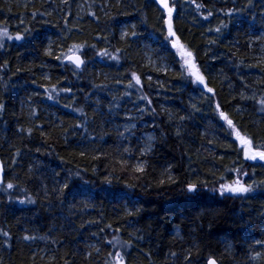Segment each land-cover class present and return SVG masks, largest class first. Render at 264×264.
Wrapping results in <instances>:
<instances>
[{
	"label": "trees",
	"instance_id": "1",
	"mask_svg": "<svg viewBox=\"0 0 264 264\" xmlns=\"http://www.w3.org/2000/svg\"><path fill=\"white\" fill-rule=\"evenodd\" d=\"M197 2L206 5L201 9L205 15L208 11L215 15L205 21L194 5L178 0L181 18L175 22L177 34L194 52L222 110L238 125L254 131L255 122L264 130V116L258 111L248 107L241 119L233 110L234 104L248 103L238 97L244 82L257 96L264 92V83H258L264 81V53L260 47L264 39H257L264 36V0H252L251 8L247 0ZM233 7L243 11L232 17L224 15ZM4 22L12 34L25 27L32 32L30 42L6 41L5 49H0V65L8 62L7 68L0 67V102L5 104L0 115V161L4 163L5 180L19 185L7 192L0 187L3 264H64L62 257L71 264H104L113 249L103 241L112 238L114 229L120 230L117 234L124 240L130 233L142 230L144 242L134 246L129 264H174L172 258H165L169 251H181V242L175 236L177 229L185 237L184 247L193 240L199 243L200 264L209 254L219 256L229 244L235 261L225 256L223 264H255L247 260L245 250L254 238L264 239V185L246 199L222 198L208 189L218 187L221 177L226 181L234 179L235 173L227 169L240 165L250 177L255 172L251 179L243 178L245 183L253 179L259 183L264 181V167L237 155L238 142L229 136L227 125L220 120L212 94L182 76L172 54L175 50L162 39L160 12L155 4L149 0H123L119 4L117 0H68L67 4L64 0H0V27L5 26ZM222 23L227 27L220 33L208 31ZM133 24L137 36L122 40L121 32H131ZM83 42L96 47L84 48L86 64L82 72L44 54L49 46L54 55H60L73 43ZM105 48L114 54L115 49H121V59L96 55ZM165 67L167 72L163 71ZM131 72L141 75L142 91L152 99L151 107L157 115L146 113L133 121L137 128L129 145L122 142L116 129L123 131L126 115L139 116L137 105L147 106L139 99V86L127 89ZM45 75L51 80H45ZM147 75L153 77L152 87H148ZM117 80L121 83L117 84ZM51 85H56L57 92L49 100L46 89ZM97 85L106 87L100 89ZM64 87H71L72 93L59 91ZM125 91H130L131 97L125 96ZM193 104L199 111L192 108ZM74 108L83 109L87 115L82 116ZM32 109L38 111V117L30 115ZM189 113L191 118L179 120ZM77 124H86L87 131L76 129ZM177 124L181 125L179 138L175 136ZM37 125H43V129ZM21 127H32V136L19 132ZM161 131L166 139L160 136ZM144 134H154L160 142L155 152L145 158L149 163L147 174L137 179L130 169L122 170L118 161L122 148H135ZM17 150L19 156L15 155ZM81 152L85 155L81 156ZM188 157L200 178L208 181L195 201H189L174 185L156 186L159 173L167 165H172L173 173L183 181L188 175ZM76 172L80 175L76 176ZM64 182L69 189L61 203L51 189ZM26 196H32L37 203H19L17 198ZM134 207L141 211L127 216L126 210ZM198 209L207 213L202 220L204 229H197L189 238L185 234ZM3 232L10 235L5 237ZM25 234L45 239L24 241ZM93 246L101 249L99 254ZM88 252H92L90 258L86 256ZM147 252L152 253L150 259L143 255Z\"/></svg>",
	"mask_w": 264,
	"mask_h": 264
},
{
	"label": "snow or ice",
	"instance_id": "2",
	"mask_svg": "<svg viewBox=\"0 0 264 264\" xmlns=\"http://www.w3.org/2000/svg\"><path fill=\"white\" fill-rule=\"evenodd\" d=\"M64 2L67 4L68 0H64ZM123 0H117V3H122ZM150 3L155 4L160 12V23L162 25V32L164 33L162 39L166 42V44H170L171 50H175L172 54L175 60L176 64L180 65L181 74L184 76V78L189 79L191 83L202 86L204 90H206V93H211L213 102L215 103V109L218 113V116L220 120H222L227 125V130L229 133V136L234 137V142H238V148H237V155L243 159L244 161H251V162H257L261 167H264V130L259 129V125H256L255 122H253V128L256 130H249V128L245 127L244 125H238L230 116V114L224 110H222V106L219 101H216L214 98L216 96V92L214 88L208 86L207 77L205 76L204 72L201 69V65L197 61V58L192 50L188 48L186 44H184L181 41L180 36L177 34V30L175 28V22L181 18L180 12H178V0H149ZM185 4H190L195 6V11L199 13V15L205 20L208 21L210 17H213L215 13L212 11H208L207 15L204 14L201 9L205 8L206 5L204 3H198L197 0H183ZM248 7H252V0H247ZM27 7V6H25ZM11 11V9H9ZM181 11H183V7L181 6ZM219 11L224 12L223 9H220ZM243 9L238 8H229L226 12H224V15L228 17H232L233 14H239ZM126 14V13H125ZM36 13L34 12L32 14L33 18H35ZM48 15H51V13H48ZM91 15L93 17H96V13L92 12ZM19 18V17H18ZM99 19V17H96ZM255 17H253V20ZM5 26L0 27V49H5L6 47V41H29L30 42V36L32 29L30 27H25L23 31H20L19 29L15 32V34H12L9 31V26H7L6 22ZM20 23L23 24L24 21L21 19ZM136 25H131L132 31H122L120 34V38L123 40L127 38L128 36L136 37L137 32L135 31ZM226 24H221L220 26L213 28H208L209 32H216L220 33L222 28H226ZM106 39V37H105ZM257 39H264V36L257 37ZM209 43L214 44L215 41H209ZM85 47H90L92 49H95V45H87V42L83 43H73L71 46L68 47L66 52H61L60 55H54V52L49 46L45 50V55L49 57H54L55 60L60 61L63 63L64 61H67L69 64H72L75 66V70L82 72L83 67L85 66L86 62L82 58V53ZM121 49H115V54L113 52H110L107 48L97 51L96 55L100 57H108L109 59L119 61L121 59L120 52ZM0 67L7 68L8 62L4 61ZM256 67H260V65H256ZM167 67L163 69V71L167 72ZM21 71V69H17V72ZM77 71H74L73 74L76 75ZM45 80H51V77L48 75L44 76ZM146 80L148 81V87L153 86V77L151 75L146 76ZM241 80L243 81V77H241ZM117 84L121 83L120 80L116 81ZM157 83H159L157 81ZM258 83H264V81L258 82ZM139 86V90L141 91V94L139 96L140 100H143L146 102V107L140 108L139 105H137V111L139 113V116L132 117L130 115L125 116V120L127 121L123 125V131L120 130L118 127L116 129L118 137L122 139V142L127 143L131 145L132 138H135V130L137 128V124L133 122L135 119L142 118L146 113L152 116H156V110L155 108L151 107L152 105V99L148 96L147 93H144L142 90L144 88V83L142 81L141 75L137 74L136 72L130 73V78L127 83V89H135ZM43 87V85H41ZM97 88L103 89L106 86L105 85H97ZM242 91L238 93V97L240 101H246L247 104H241L237 103L233 105L234 112L243 119L244 113L246 112L248 107L253 108L254 110L258 111L259 114L264 116V92H262L261 95L257 96V93L255 90L251 89V85L247 82H244L242 84ZM59 91L65 92V93H72L71 87H64L60 88ZM57 92L56 85H51L50 88L46 89L47 98L49 100L53 99V93ZM39 95V93H37ZM125 96L131 97L132 93L130 91H125ZM237 97H233V99H236ZM115 99V98H113ZM65 107H71V105H65ZM116 107L118 108L119 105L117 104ZM192 108L195 111H199V108L195 104L192 105ZM5 110V104L3 102H0V115L3 114ZM76 112H80L82 116H86L87 114L83 111L81 108H74L73 109ZM112 109L109 108V115H111ZM30 115L32 117H38L39 113L36 109H32L30 112ZM191 113H189L188 117L180 116L179 120L183 122L185 119L191 118ZM169 122L172 120L171 114L168 115ZM78 130H84L86 129V124H77L74 126ZM154 128L159 127L156 124H153ZM36 128L43 129V125H37ZM175 136L179 138L181 136V125L177 124L175 125ZM19 132H27L28 136L31 137L33 134L34 129L32 127H29L27 129L21 127ZM41 135H44L43 132H41ZM160 136L162 138L166 139L165 133L161 131ZM94 139V138H93ZM140 139V138H136ZM160 142L159 138L155 136L154 134H144L142 137V142L138 143L135 148L129 146V147H123L122 148V158L118 161V163L121 166L122 170L130 169L133 173H136L137 179H140L144 175L147 174V170L149 167L148 160L145 159L146 157L150 156L152 153L155 152L157 144ZM36 151H40L39 148L36 149ZM138 154V155H136ZM16 156L20 155L19 150L15 153ZM81 156H84L85 153L81 152ZM98 158V157H94ZM135 161L134 164H130L129 161ZM189 165H188V175L185 176L184 180L181 181L177 175L173 173V166L167 165L158 175L156 179V186L157 187H164V186H176L177 188H180L181 192L187 197L189 201H195L202 190H204L207 187L208 181L205 179L200 178V172L192 167V158L188 157ZM13 164L16 163L15 160L12 161ZM234 165H236V162H233ZM251 167V165H250ZM31 171V169H29ZM227 171L235 173V178L231 181H226L224 177H221V182L218 183V187H213L211 189H208L210 191H213L217 193L222 198H239V199H246L248 197V194L253 193L257 187H260L261 185H264V181H260L257 183L254 179L251 183H245L244 177H251L255 176V172L253 171L250 174L248 170L244 169L242 165L240 166H233ZM76 176H79L80 173L76 172ZM108 183H111L109 180ZM182 185V187H181ZM0 187H2L3 191H9L13 190L19 185L13 183L11 180L6 181L4 178V163L3 161H0ZM128 187H134V185H128ZM45 189H47V186H44ZM69 189V184L67 182H64L62 185L54 187L51 189L52 192L56 194L57 199L61 200V203L63 202L62 198L64 196L65 190ZM25 190L26 189H22ZM45 198H48V192H45ZM9 201H11L12 197L11 195L8 196ZM19 203L24 204H36L37 201L32 196H26L25 199L20 200L17 198ZM49 208L52 206L51 202L47 205ZM141 211L140 208L134 207L133 209H127L126 215L127 216H135ZM207 215L206 211H202L200 209L197 210V213L194 214L193 217L190 219L192 220L190 230L187 235L189 238H192L197 229L203 231L204 225L202 223L203 218H205ZM111 225H108V228H111ZM209 227H211V224H209ZM2 231V230H0ZM104 230L101 229V232ZM119 229L113 230V235L111 239L105 238L103 243L106 245L111 246L113 251H109L107 253V258L104 261V264H129L128 257L131 255L132 249L135 245L141 244L144 242V235L142 234V230H140L139 234L130 233L129 239L124 240L121 236H119L117 233H119ZM5 237H8L10 234L8 232L2 233ZM176 238L181 242V251L178 253L176 251H169L166 254V261L168 258H172L174 264H200V245L199 243L193 242L188 245L187 247L183 246V241L185 239L184 236L181 235V230L177 229L175 232ZM22 239L24 241H34L36 239H45V237H36L35 235H29L25 234ZM55 243V241H52ZM255 246H259L260 250H257ZM11 247V245H9ZM95 252L97 254L100 253L101 249L99 247H95ZM139 251V249H137ZM143 255L151 258L152 253L147 252L143 253ZM245 255L247 256L248 261L255 262V264H264V239L260 238H254L248 248L245 250ZM88 258L92 256V252H88L86 254ZM225 256H230L233 261H235V254L233 253V246L227 245L222 253L219 254V256L211 255L209 254L206 258L203 260V264H223ZM195 257V259H194ZM54 259V258H53ZM64 260V264H71V261L67 257H62ZM0 264H3L2 261H0Z\"/></svg>",
	"mask_w": 264,
	"mask_h": 264
},
{
	"label": "rangeland",
	"instance_id": "3",
	"mask_svg": "<svg viewBox=\"0 0 264 264\" xmlns=\"http://www.w3.org/2000/svg\"><path fill=\"white\" fill-rule=\"evenodd\" d=\"M260 47L263 48V53H264V42L262 43Z\"/></svg>",
	"mask_w": 264,
	"mask_h": 264
},
{
	"label": "water",
	"instance_id": "4",
	"mask_svg": "<svg viewBox=\"0 0 264 264\" xmlns=\"http://www.w3.org/2000/svg\"><path fill=\"white\" fill-rule=\"evenodd\" d=\"M82 58H83V56H82ZM84 59V58H83ZM65 62H67V61H65ZM4 177H5V168H4Z\"/></svg>",
	"mask_w": 264,
	"mask_h": 264
}]
</instances>
